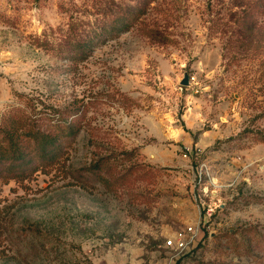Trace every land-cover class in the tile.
I'll use <instances>...</instances> for the list:
<instances>
[{
	"label": "rangeland",
	"instance_id": "obj_1",
	"mask_svg": "<svg viewBox=\"0 0 264 264\" xmlns=\"http://www.w3.org/2000/svg\"><path fill=\"white\" fill-rule=\"evenodd\" d=\"M110 3L0 0V125L86 114L65 167L0 177V264H264V15L247 33L251 0H157L84 62L48 51Z\"/></svg>",
	"mask_w": 264,
	"mask_h": 264
},
{
	"label": "trees",
	"instance_id": "obj_2",
	"mask_svg": "<svg viewBox=\"0 0 264 264\" xmlns=\"http://www.w3.org/2000/svg\"><path fill=\"white\" fill-rule=\"evenodd\" d=\"M157 0H130L137 6L120 0L110 5L90 6L93 20L72 17L68 31L60 43H46L48 51L56 53L63 61L74 64L86 61L96 49L127 34L146 15L147 9ZM236 1V0H235ZM241 1V0H240ZM87 13V10H79ZM111 13L110 18L107 17ZM260 15H264V0H251L240 7L236 20L247 33L263 30ZM257 15V17H256ZM150 35V32L148 33ZM46 106H43V110ZM45 117L36 120L20 118L17 122L0 125V177L3 179L28 180L37 172L50 174L65 167V156L70 139L76 138L84 128L86 114L82 108L75 111H56L54 107ZM108 159H99L78 173L89 171L99 174Z\"/></svg>",
	"mask_w": 264,
	"mask_h": 264
},
{
	"label": "built area",
	"instance_id": "obj_3",
	"mask_svg": "<svg viewBox=\"0 0 264 264\" xmlns=\"http://www.w3.org/2000/svg\"><path fill=\"white\" fill-rule=\"evenodd\" d=\"M196 78H190V84L195 82ZM187 158V155H185ZM209 217L212 216V212H208ZM195 233L193 229H188L187 232L178 233L176 236L172 237L169 241L166 242V245L169 249H173L176 252H184L189 248L190 243L193 241Z\"/></svg>",
	"mask_w": 264,
	"mask_h": 264
},
{
	"label": "water",
	"instance_id": "obj_4",
	"mask_svg": "<svg viewBox=\"0 0 264 264\" xmlns=\"http://www.w3.org/2000/svg\"><path fill=\"white\" fill-rule=\"evenodd\" d=\"M181 85L183 87H189L190 86V78L187 74L185 75L184 79L182 80Z\"/></svg>",
	"mask_w": 264,
	"mask_h": 264
}]
</instances>
